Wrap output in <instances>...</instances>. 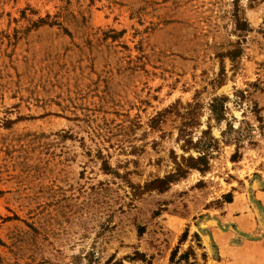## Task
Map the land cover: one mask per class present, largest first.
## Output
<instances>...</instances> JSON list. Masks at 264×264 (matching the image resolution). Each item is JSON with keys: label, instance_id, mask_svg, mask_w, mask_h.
<instances>
[{"label": "rangeland", "instance_id": "obj_1", "mask_svg": "<svg viewBox=\"0 0 264 264\" xmlns=\"http://www.w3.org/2000/svg\"><path fill=\"white\" fill-rule=\"evenodd\" d=\"M0 264H264V0H0Z\"/></svg>", "mask_w": 264, "mask_h": 264}, {"label": "trees", "instance_id": "obj_2", "mask_svg": "<svg viewBox=\"0 0 264 264\" xmlns=\"http://www.w3.org/2000/svg\"><path fill=\"white\" fill-rule=\"evenodd\" d=\"M214 111H216V109L214 108ZM188 163V168L191 169H198L200 167L199 163H203L204 166L207 165V163L205 162V157L204 156H200V157H190L187 159ZM179 175H184L187 171L186 169H184L182 166L179 167ZM176 175H171L168 176L167 178H163V179H158L156 181H154V185H157L155 188L157 189H162L165 190L171 183L172 181L175 180ZM151 185V184H150ZM149 185V186H150Z\"/></svg>", "mask_w": 264, "mask_h": 264}]
</instances>
